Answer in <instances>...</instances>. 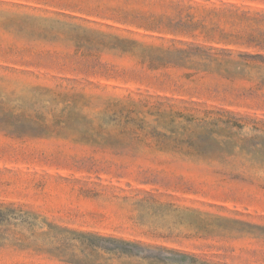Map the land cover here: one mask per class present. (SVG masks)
<instances>
[{
  "label": "rangeland",
  "instance_id": "obj_1",
  "mask_svg": "<svg viewBox=\"0 0 264 264\" xmlns=\"http://www.w3.org/2000/svg\"><path fill=\"white\" fill-rule=\"evenodd\" d=\"M250 34L264 0H0V264H264V70L206 55Z\"/></svg>",
  "mask_w": 264,
  "mask_h": 264
},
{
  "label": "trees",
  "instance_id": "obj_2",
  "mask_svg": "<svg viewBox=\"0 0 264 264\" xmlns=\"http://www.w3.org/2000/svg\"><path fill=\"white\" fill-rule=\"evenodd\" d=\"M236 40L240 41L238 43L246 44L248 46H253L259 48L261 51L256 52H233L231 50H219L213 53H206L211 60L217 61L218 65L222 66L226 75H245L248 71V68H256L257 71L261 72L264 70V35L260 34L259 36L247 35L245 39L244 36H234ZM195 50L200 52H207L206 49L190 48L189 51ZM184 51H181V53ZM258 82L254 88L240 89L236 91V96L238 98L242 97H264V93H257L258 90L264 88V74H259ZM228 118L226 119H213L210 121H205L206 123L211 124H238L232 112H225ZM240 119V118H239Z\"/></svg>",
  "mask_w": 264,
  "mask_h": 264
}]
</instances>
